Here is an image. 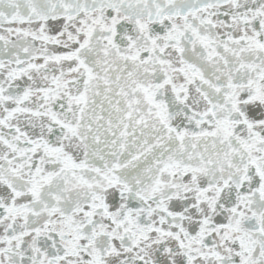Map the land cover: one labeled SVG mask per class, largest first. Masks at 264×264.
I'll list each match as a JSON object with an SVG mask.
<instances>
[{"label": "snow or ice", "instance_id": "snow-or-ice-1", "mask_svg": "<svg viewBox=\"0 0 264 264\" xmlns=\"http://www.w3.org/2000/svg\"><path fill=\"white\" fill-rule=\"evenodd\" d=\"M0 264H264V0H0Z\"/></svg>", "mask_w": 264, "mask_h": 264}]
</instances>
